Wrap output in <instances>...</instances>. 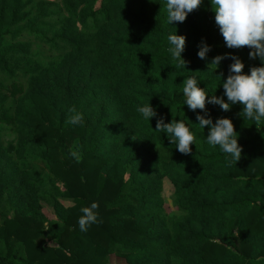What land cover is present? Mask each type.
<instances>
[{
    "label": "trees",
    "instance_id": "obj_1",
    "mask_svg": "<svg viewBox=\"0 0 264 264\" xmlns=\"http://www.w3.org/2000/svg\"><path fill=\"white\" fill-rule=\"evenodd\" d=\"M214 7L202 0L169 23L167 0H0V124L16 129L4 144L0 126V264H264V118H246L222 87L231 56L246 75L264 65L226 46ZM170 34L185 37V68ZM189 77L213 123L232 121L237 163L207 143L204 111L184 104ZM213 95L230 110L208 103ZM148 103L149 122L137 111ZM73 107L82 124L65 123ZM160 118L195 135L189 154L155 131ZM93 202L97 222L82 232L81 208Z\"/></svg>",
    "mask_w": 264,
    "mask_h": 264
},
{
    "label": "clouds",
    "instance_id": "obj_2",
    "mask_svg": "<svg viewBox=\"0 0 264 264\" xmlns=\"http://www.w3.org/2000/svg\"><path fill=\"white\" fill-rule=\"evenodd\" d=\"M202 0H167L168 22L183 23L188 13L196 10ZM214 7L215 23L218 25L225 44L230 49L248 47L251 49L249 57L259 58L264 65V0H211ZM170 47L168 51L178 66L184 67L188 63L181 58V53L185 49V37L182 35L170 34L168 36ZM210 51V46L201 43L197 53L200 59H206V54ZM223 56H216L208 66H213L214 70L219 66ZM234 61L229 67V75L224 80L222 87L224 95L231 104L239 103L243 105V114L246 118L255 120L257 123L264 118V66L252 67L250 74H243L244 64L239 58L231 56ZM217 75L220 80V76ZM183 93L186 97L184 104L188 109L195 112L197 109L204 111L205 115L197 114L196 120L199 127H208L206 136L207 143L211 146H219L221 151L231 156V162L237 163L241 158L242 148L237 142V133L234 130L232 121L228 118H218L213 123L206 111L207 94L204 89L198 87V80L189 77L184 81ZM208 103L219 105L227 112L230 104L224 102L222 98L212 96L207 99ZM143 118L149 119L156 116V111L149 105L137 109ZM69 117L65 121L67 124H82V114L76 109L69 108ZM208 118H205V117ZM155 131L167 134L169 141L176 145L181 154L191 152L190 145L194 144L195 135L189 130L186 124L180 120H173L165 124L163 118L157 119ZM79 161L78 151L70 153ZM98 204L93 202L88 207L81 208L82 215L78 219L80 231H87L91 224L97 222L96 209Z\"/></svg>",
    "mask_w": 264,
    "mask_h": 264
},
{
    "label": "rangeland",
    "instance_id": "obj_3",
    "mask_svg": "<svg viewBox=\"0 0 264 264\" xmlns=\"http://www.w3.org/2000/svg\"><path fill=\"white\" fill-rule=\"evenodd\" d=\"M50 1H55V2H60V0H50ZM35 50L37 48H34ZM1 78V77H0ZM20 81H22L21 78H19ZM5 84H8V81L4 82ZM0 126L3 128L4 130V134L2 137V141L3 143H7V142H11L14 141L16 139V129L14 126L12 125H6V124H0ZM58 189V192H61L62 189L59 185L56 186ZM171 194H172V188L169 185V183H167L166 181L164 182V187H163V196L165 198V203L168 205L169 207V211L171 215L174 216H179L180 214L175 212L174 210H172V206H171ZM41 214L43 217L46 218H50L53 214V210L51 205L47 202V201H42V210H41ZM108 264H125L121 259H118L114 256L109 258Z\"/></svg>",
    "mask_w": 264,
    "mask_h": 264
}]
</instances>
